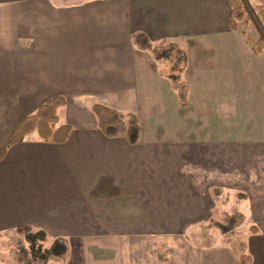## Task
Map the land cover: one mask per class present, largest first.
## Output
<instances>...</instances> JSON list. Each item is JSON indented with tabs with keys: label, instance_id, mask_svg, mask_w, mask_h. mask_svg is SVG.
I'll return each mask as SVG.
<instances>
[{
	"label": "crops",
	"instance_id": "0c3cea01",
	"mask_svg": "<svg viewBox=\"0 0 264 264\" xmlns=\"http://www.w3.org/2000/svg\"><path fill=\"white\" fill-rule=\"evenodd\" d=\"M229 2L0 0V233L63 239L46 264H264V52L229 28ZM136 32L178 50L175 73ZM55 96L66 140L9 145ZM93 103L134 113L139 141L105 136ZM228 207L242 244L199 240Z\"/></svg>",
	"mask_w": 264,
	"mask_h": 264
},
{
	"label": "trees",
	"instance_id": "16d2710c",
	"mask_svg": "<svg viewBox=\"0 0 264 264\" xmlns=\"http://www.w3.org/2000/svg\"><path fill=\"white\" fill-rule=\"evenodd\" d=\"M230 13L228 26L235 30L239 24H251L256 33L252 42V51L255 54L264 52V5L260 3L253 4L250 0H230ZM245 35V31L241 30ZM133 43L141 48L155 51L153 44L143 32H136L132 35ZM172 83L178 93L181 101L186 100V84L179 79L178 74L171 75ZM65 99L62 96H55L38 106L31 114L23 117L17 126L13 129L9 145L18 142L26 134L36 131L43 140H53L55 142H64L69 134L70 126L68 124H58L57 108L64 105ZM91 109L96 117L97 128L107 137H124L129 144H136L140 139V124L137 116L132 112H121L110 106L93 103ZM5 146L0 147V159L6 151ZM253 228V227H252ZM44 231L32 230L28 235L31 248L33 249L36 241L38 243V256L42 259L40 264H46L50 258L62 259L67 250V243L61 238H55L52 243L41 249V242L45 240Z\"/></svg>",
	"mask_w": 264,
	"mask_h": 264
},
{
	"label": "rangeland",
	"instance_id": "374dc122",
	"mask_svg": "<svg viewBox=\"0 0 264 264\" xmlns=\"http://www.w3.org/2000/svg\"><path fill=\"white\" fill-rule=\"evenodd\" d=\"M250 2L253 4H264V0H250ZM237 29L244 30L247 38L249 36H251L253 39L256 37V33L250 23L244 24L243 22H241ZM153 48L155 49L153 53L159 55L169 66L171 72L175 73L177 67L181 63L182 58L178 50L168 42L164 41L154 44ZM231 196L236 195H232L228 192L227 194H223V198L225 200L230 201ZM226 209L227 210L223 211L222 223L218 225L214 224L206 227H201V231L197 236L198 239L200 237L201 240L205 239V241L208 240L209 242L220 235L223 237H229L230 235H233L231 238V242L232 239L235 238V245L239 246L240 244H242L243 237L248 231L249 227L248 224L241 225L240 222L246 217V215L242 214L241 211L234 210L230 207ZM232 218L233 220L231 221V223H229V219ZM32 230L33 229H29L28 227L20 226L0 233V264H40L42 262V259H40V257L38 256L39 253H33V250L37 251L39 241H36L35 246L32 249V246L28 239V235ZM51 243V239L45 238V240L41 242V249L43 250ZM60 260L61 259H57L58 262H60ZM50 261L55 262L56 259L50 258L48 262Z\"/></svg>",
	"mask_w": 264,
	"mask_h": 264
}]
</instances>
